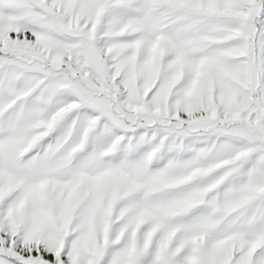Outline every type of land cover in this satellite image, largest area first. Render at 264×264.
<instances>
[{
	"label": "snow or ice",
	"instance_id": "1",
	"mask_svg": "<svg viewBox=\"0 0 264 264\" xmlns=\"http://www.w3.org/2000/svg\"><path fill=\"white\" fill-rule=\"evenodd\" d=\"M0 264H264V0H0Z\"/></svg>",
	"mask_w": 264,
	"mask_h": 264
}]
</instances>
